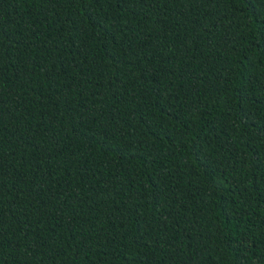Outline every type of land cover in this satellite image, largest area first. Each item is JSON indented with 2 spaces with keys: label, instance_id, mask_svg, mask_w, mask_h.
Instances as JSON below:
<instances>
[{
  "label": "trees",
  "instance_id": "16d2710c",
  "mask_svg": "<svg viewBox=\"0 0 264 264\" xmlns=\"http://www.w3.org/2000/svg\"><path fill=\"white\" fill-rule=\"evenodd\" d=\"M0 264H264V0H0Z\"/></svg>",
  "mask_w": 264,
  "mask_h": 264
}]
</instances>
